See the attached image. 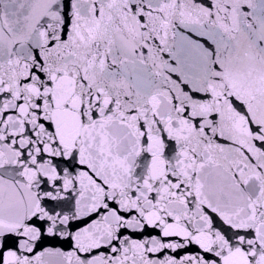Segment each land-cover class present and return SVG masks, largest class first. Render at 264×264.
<instances>
[{
    "label": "snow or ice",
    "instance_id": "snow-or-ice-1",
    "mask_svg": "<svg viewBox=\"0 0 264 264\" xmlns=\"http://www.w3.org/2000/svg\"><path fill=\"white\" fill-rule=\"evenodd\" d=\"M0 264H264V0H0Z\"/></svg>",
    "mask_w": 264,
    "mask_h": 264
}]
</instances>
